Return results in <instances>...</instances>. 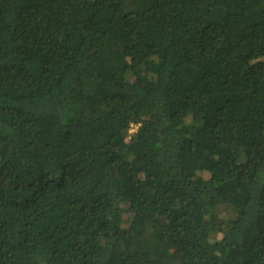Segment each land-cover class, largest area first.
<instances>
[{
  "label": "trees",
  "instance_id": "trees-1",
  "mask_svg": "<svg viewBox=\"0 0 264 264\" xmlns=\"http://www.w3.org/2000/svg\"><path fill=\"white\" fill-rule=\"evenodd\" d=\"M0 264H264V0H0Z\"/></svg>",
  "mask_w": 264,
  "mask_h": 264
},
{
  "label": "rangeland",
  "instance_id": "rangeland-1",
  "mask_svg": "<svg viewBox=\"0 0 264 264\" xmlns=\"http://www.w3.org/2000/svg\"><path fill=\"white\" fill-rule=\"evenodd\" d=\"M135 131V129L131 130L129 133H133Z\"/></svg>",
  "mask_w": 264,
  "mask_h": 264
}]
</instances>
